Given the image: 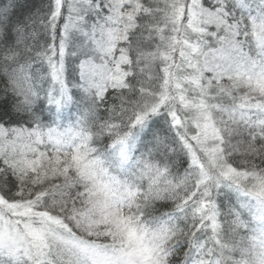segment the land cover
I'll use <instances>...</instances> for the list:
<instances>
[{"label":"snow or ice","instance_id":"snow-or-ice-1","mask_svg":"<svg viewBox=\"0 0 264 264\" xmlns=\"http://www.w3.org/2000/svg\"><path fill=\"white\" fill-rule=\"evenodd\" d=\"M0 264H264V0H0Z\"/></svg>","mask_w":264,"mask_h":264}]
</instances>
